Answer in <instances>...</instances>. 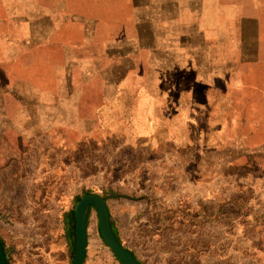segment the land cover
<instances>
[{
    "label": "crops",
    "instance_id": "1",
    "mask_svg": "<svg viewBox=\"0 0 264 264\" xmlns=\"http://www.w3.org/2000/svg\"><path fill=\"white\" fill-rule=\"evenodd\" d=\"M87 3L0 0V152L21 159L25 139L39 151L41 140L121 138L191 161L197 183L244 181L264 204V8L213 3L204 30L177 24L176 2L142 1L137 15L130 0L126 18L95 19Z\"/></svg>",
    "mask_w": 264,
    "mask_h": 264
},
{
    "label": "rangeland",
    "instance_id": "2",
    "mask_svg": "<svg viewBox=\"0 0 264 264\" xmlns=\"http://www.w3.org/2000/svg\"><path fill=\"white\" fill-rule=\"evenodd\" d=\"M112 1L120 5L112 8ZM127 1L86 0L88 16L95 19L103 11L105 16L126 18ZM134 1L137 15L142 1L154 3L153 11L160 2H176L177 24L198 23L204 30L213 3L245 16L263 17L259 12L264 8V0ZM100 2L105 8L96 9ZM150 75L155 79L158 74ZM94 137H88L87 146L70 148L63 139L56 144L41 140L39 151L34 141L25 139L17 160L13 153L0 152V240L10 264H71L74 249L64 234L66 214L83 193L103 197L108 191L120 194L106 199L113 228L140 264H264V204L244 181L225 186L197 183L189 160L168 162L164 153L121 138L95 145ZM77 139L67 138L72 145ZM206 147L200 151L206 152ZM259 173H250L251 178L259 179ZM97 226L91 208L83 264H120L96 237Z\"/></svg>",
    "mask_w": 264,
    "mask_h": 264
},
{
    "label": "water",
    "instance_id": "3",
    "mask_svg": "<svg viewBox=\"0 0 264 264\" xmlns=\"http://www.w3.org/2000/svg\"><path fill=\"white\" fill-rule=\"evenodd\" d=\"M120 194L108 191V194L101 197L88 193L81 196L74 206L75 228L74 243L75 249L72 264H83L86 253L85 228L87 209L91 205L97 213L98 233L102 242L109 247L111 252L116 256L120 264H140L134 254L119 242L111 231L110 217L107 198L119 196ZM7 256L3 246L0 244V264H8Z\"/></svg>",
    "mask_w": 264,
    "mask_h": 264
},
{
    "label": "trees",
    "instance_id": "4",
    "mask_svg": "<svg viewBox=\"0 0 264 264\" xmlns=\"http://www.w3.org/2000/svg\"><path fill=\"white\" fill-rule=\"evenodd\" d=\"M85 194H88V192H85L83 193L81 196L85 195ZM81 196L79 197H76V200L77 201ZM91 208H94L93 206H89L88 209H87V214H86V219L88 218L89 216V211ZM109 217H110V225H111V231L113 233V235L116 237V239L119 241L118 237H117V234L115 232V229L113 228L114 227V223L111 219V214L109 212ZM75 228V217H74V206L71 208V210L68 211V213L66 214V218L64 220V234H65V237L67 239L68 242H71L72 245H73V249H75V243H74V229ZM120 242V241H119ZM0 244L3 246V249H4V252L7 256V263H9V257L7 255V252H6V249H5V246L3 245L2 241L0 240ZM132 252V251H131ZM116 258V257H115ZM117 259V258H116ZM72 264V263H71Z\"/></svg>",
    "mask_w": 264,
    "mask_h": 264
}]
</instances>
